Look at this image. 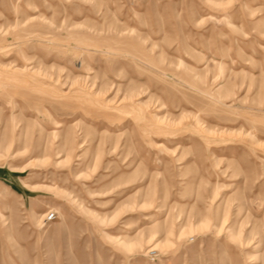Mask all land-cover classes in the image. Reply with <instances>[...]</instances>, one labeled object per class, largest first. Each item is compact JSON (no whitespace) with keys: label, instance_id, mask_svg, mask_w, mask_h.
<instances>
[{"label":"rangeland","instance_id":"1","mask_svg":"<svg viewBox=\"0 0 264 264\" xmlns=\"http://www.w3.org/2000/svg\"><path fill=\"white\" fill-rule=\"evenodd\" d=\"M0 264H264V0H0Z\"/></svg>","mask_w":264,"mask_h":264},{"label":"built area","instance_id":"2","mask_svg":"<svg viewBox=\"0 0 264 264\" xmlns=\"http://www.w3.org/2000/svg\"><path fill=\"white\" fill-rule=\"evenodd\" d=\"M54 215H55L54 212H53V211H50V212H48V214L46 215V218H52ZM150 252H151V254H152V253H155V251H153V249H151Z\"/></svg>","mask_w":264,"mask_h":264}]
</instances>
